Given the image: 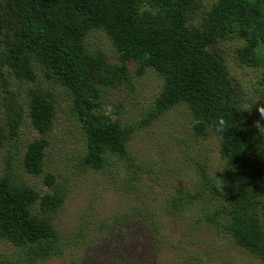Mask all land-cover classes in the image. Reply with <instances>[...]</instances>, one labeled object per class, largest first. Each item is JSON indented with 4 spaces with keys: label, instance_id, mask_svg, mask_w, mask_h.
Here are the masks:
<instances>
[{
    "label": "trees",
    "instance_id": "1",
    "mask_svg": "<svg viewBox=\"0 0 264 264\" xmlns=\"http://www.w3.org/2000/svg\"><path fill=\"white\" fill-rule=\"evenodd\" d=\"M97 30L111 40L117 61L88 47V34ZM230 40L240 41L235 50L242 63L263 68L259 82L264 85V0H211L207 5L201 0H0L3 85L8 86L7 67L28 87V114L41 134L27 145L21 165L44 175L51 189L42 194L8 166L0 175V238L24 249L27 261L57 251L59 232L52 218L66 191L46 169L47 134L57 106L52 91L38 82L39 72L54 78L70 97L84 132L81 166L103 170L122 161L136 171L128 148L134 125L123 122L120 105L107 112L102 99L104 87L131 81L128 64L136 61L139 75L153 69L163 81L142 123L184 104L193 117L194 135H216L221 167L202 170L199 181L217 205L204 212V219L264 262V137L257 134L260 120L244 104L241 81L219 51ZM3 98L8 107L7 122L0 119V149L18 136L24 111L14 92L5 90ZM220 119L223 131H218ZM184 198L172 199V209L181 212L182 200H195ZM5 263L10 262L0 255V264Z\"/></svg>",
    "mask_w": 264,
    "mask_h": 264
},
{
    "label": "rangeland",
    "instance_id": "2",
    "mask_svg": "<svg viewBox=\"0 0 264 264\" xmlns=\"http://www.w3.org/2000/svg\"><path fill=\"white\" fill-rule=\"evenodd\" d=\"M201 1L207 5L211 0ZM86 41L107 61L118 60L105 33L91 31ZM237 44L239 40H230L219 51L242 83L248 113L264 124L259 111L264 106V85L259 82L263 68L242 63L235 50ZM128 66L131 81L104 87L102 99L107 112L120 105L123 122L134 125L128 148L135 157L136 171L133 164L122 161L103 170L81 166L84 132L73 115L70 97L54 78L39 72L38 82L52 91L57 106L53 128L47 134L46 169L57 176L59 188L66 191L64 203L52 218L59 232L57 251L45 259L27 261L30 255L24 249L0 238V255L10 262L5 264H264L204 219V212L217 205L199 181L202 170L221 167L216 135H194L193 117L184 104L142 123L151 113L163 81L153 69L139 75L136 61ZM3 71L8 86L4 87L0 73V93L14 92L24 111L18 136L0 149V175L9 166L15 177L44 194L50 189L44 175L31 174L21 165L27 145L41 136L28 114V87L21 85L11 69ZM29 84L36 86L35 82ZM7 107L6 99H1L0 119L6 122ZM179 196L195 200L189 201L191 204L182 200L183 208L178 212L172 209V199Z\"/></svg>",
    "mask_w": 264,
    "mask_h": 264
},
{
    "label": "clouds",
    "instance_id": "3",
    "mask_svg": "<svg viewBox=\"0 0 264 264\" xmlns=\"http://www.w3.org/2000/svg\"><path fill=\"white\" fill-rule=\"evenodd\" d=\"M259 111L261 113V116L264 117V106L259 107ZM225 124V121L223 119H220L218 121V131H223V125ZM256 128L258 129V135L260 137H264V124H262L260 121L255 122Z\"/></svg>",
    "mask_w": 264,
    "mask_h": 264
}]
</instances>
